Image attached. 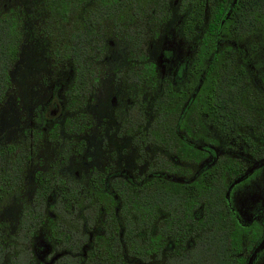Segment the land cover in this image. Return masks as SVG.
I'll use <instances>...</instances> for the list:
<instances>
[{"label": "trees", "instance_id": "1", "mask_svg": "<svg viewBox=\"0 0 264 264\" xmlns=\"http://www.w3.org/2000/svg\"><path fill=\"white\" fill-rule=\"evenodd\" d=\"M204 2L182 0V7H191L182 34L169 30L160 50L169 76L184 79L176 90L148 56L170 15L166 0H44L51 51L67 69L44 113L55 109L54 116L48 113L55 119L68 112L64 132L70 137L87 130L88 95L109 62L107 49L122 45L130 90L141 82L157 85L144 142L167 155L156 154L143 174L111 177L98 170L65 176L60 169L69 153L61 154L35 175L16 230L0 221V264H248L262 227L236 217L231 194L261 165L255 161L264 160V96L244 49L246 65L239 64L238 48L257 36L264 43V0H217L208 13ZM19 25L14 9L1 13L0 101L17 58ZM181 42L179 53L175 45ZM129 95L127 119L136 122L139 96ZM216 134L227 151L220 152ZM21 153L16 161L10 143H0V208L26 190ZM185 159L195 162L193 172L181 168ZM250 264H264V254L252 256Z\"/></svg>", "mask_w": 264, "mask_h": 264}, {"label": "rangeland", "instance_id": "2", "mask_svg": "<svg viewBox=\"0 0 264 264\" xmlns=\"http://www.w3.org/2000/svg\"><path fill=\"white\" fill-rule=\"evenodd\" d=\"M43 2L44 0H0V13L8 12L11 8L17 12L21 33L17 58L9 68L7 89L0 102V142H35L31 149L32 163L24 182L27 186L26 191L12 196L0 208V221L4 222L9 232L16 230L22 198L32 194L35 182L32 181L33 171L47 168L62 151L69 153L64 166L60 169L61 174L65 176L69 174L86 176L93 168L104 170L105 167L125 168L140 173L156 154L167 155L160 148L146 145L147 153L143 162L138 165L137 152L131 145L130 136L118 132L120 123L117 122L118 117L115 113L117 105L126 106L130 102L129 93H135L136 89L128 90L127 81L123 77V73L128 69L124 48L122 45L112 44V41H110L112 46L107 49L110 55L109 62L106 63V68L102 66V70L98 71L99 77L86 100L84 110L90 122L88 129L80 136L70 137L65 134L64 117L68 112L43 125L45 128L41 127L42 117L39 118L41 107L50 96L54 84L62 81L67 75L65 65L55 63L51 51L50 39L44 29L48 13L43 7ZM170 5V18L160 26L158 35L152 38L148 48V56L155 63L157 75L163 74L166 77L169 76V65L160 63L162 59L160 50L167 32L175 30L174 33H177L176 25H180L177 7L172 3ZM243 44V54L249 55L251 65L255 66L251 73L254 84L260 88L264 96V43L257 36L247 38ZM143 87L140 100L143 102L141 106L147 125L151 118L152 100L157 92V85L151 86L149 81ZM65 88L67 87L64 84L59 89L62 95ZM55 128L57 133L51 134ZM215 136L218 138V145L225 147L222 139L217 134ZM26 139L29 141H25ZM81 139L85 148L82 147L83 150L79 153L77 147ZM197 141L202 139L198 138ZM26 146L29 147L28 144ZM262 177L261 175L258 177V184L255 182L257 185L262 182ZM255 187H242L239 191L241 197L243 196L241 200L248 199L252 194L250 191L253 192Z\"/></svg>", "mask_w": 264, "mask_h": 264}, {"label": "flooded vegetation", "instance_id": "3", "mask_svg": "<svg viewBox=\"0 0 264 264\" xmlns=\"http://www.w3.org/2000/svg\"><path fill=\"white\" fill-rule=\"evenodd\" d=\"M217 0H205L204 2V12L205 13H208L209 9H210V5H213ZM230 4H234L236 2V0H228ZM167 4H168V10H169V14H170V4L172 3L173 5H175L177 7V12L179 14V21H180V25H176V28L178 29V32L175 33V35H181L182 34V27H181V23H182V20L187 17V15L190 13L191 11V7L189 5H187L186 7H182L181 6V2L182 0H166ZM1 15V13H0ZM205 17V16H204ZM169 18H170V15H169ZM168 18V19H169ZM173 32H175V30H173ZM255 35V33L253 34ZM188 45H186L187 47ZM242 46V45H241ZM175 49H177L179 51V53L182 52V49H183V45L182 43H180L179 45H175ZM189 49V47L186 48V51ZM242 49L243 47H239L238 48V59H239V64H242V65H246V62L242 61V57L243 55L242 54ZM161 64H163L164 62L160 61ZM128 65V63H126ZM166 64V62H165ZM249 68V72H252L255 70V66L254 65H249L248 66ZM251 70V71H250ZM178 71V68H176L173 73H177ZM170 74V69L168 71ZM163 74H160V76H162ZM166 77V76H165ZM168 78H170L171 80V83L173 84V88L174 89H180L182 88L184 85H183V77H179L177 80H175V77H171V76H168ZM177 78V77H176ZM125 81H127V84H128V90H130V85H129V79L128 77H124ZM145 85V82H141L140 85L138 87H135L132 89H136V92H137V96H139V101H140V105L138 106V113L135 116L134 120L136 122H139L138 125H136L135 123L136 122H131L129 121V118L127 119L128 117V113H127V110H126V106H121V107H118L117 105V108L115 110V113L117 115V122L120 123L119 125V129H118V132L121 134V135H128L130 136L131 138V145L132 147L136 150L137 152V162H138V165L141 164L143 162V159H144V155H145V142H144V133L146 132V129H147V125L145 124V113H144V110L141 106V104L143 103L141 100H140V97L142 96V91H143V86ZM186 90H188V87H186ZM190 91V90H189ZM136 92L134 93V95L136 94ZM130 96V95H129ZM49 98V97H48ZM48 100V99H47ZM46 100V101H47ZM45 101V102H46ZM1 102V101H0ZM113 104V107H115V102L113 101L112 102ZM44 104L42 105L41 107V111H40V114H39V118L42 117V125L41 127L42 128H45V125L46 123H48L49 121L51 120H56L57 118H59L61 115L63 116V112L62 113H59L57 114V116L55 117V119L53 118H49V112L50 114H52V116H54L57 112L55 109H51V110H48V112L45 114L44 113ZM128 114V115H127ZM133 116V117H134ZM132 123H134V127H131ZM86 131V130H85ZM85 131H83L82 133H79L77 134V136H80L81 134H83ZM130 131V133H129ZM132 132V133H131ZM135 135L138 136V139L139 141H135ZM202 139V141H199L203 144H206V141H205V137H199ZM198 139V138H197ZM34 140V138H33ZM25 141H29L28 139H26ZM31 141V140H30ZM1 143V142H0ZM35 142L31 141V142H24V143H20L18 141H12L10 142V145L12 147V158L15 159L16 161H18L19 159V154L20 152H22L21 154L23 155L21 158L24 159V162L22 164H26V167H25V170H24V181L26 180V176H27V170L29 168V165L32 163V152H31V149H32V145L34 144ZM6 144V143H5ZM29 145V149L27 148L26 145ZM207 146H209L208 144H206ZM83 144L82 143H79L78 147H77V151H79V153L83 150ZM208 148V147H207ZM226 147L224 148H221V153L225 152ZM61 154H64V151L61 152ZM61 154L59 155V157L61 156ZM171 157V160L173 161V163L175 164L173 166L174 168V173H173V176L174 177H177L178 175V166H176L178 164V158L176 156H170ZM56 160V159H55ZM53 160V161H55ZM52 161V162H53ZM52 162L49 164V166L45 169H36L35 171H33V175H32V181H35V175L39 172V171H44V170H47L50 165L52 164ZM264 160L262 161H255V164H261V165H258L259 167L257 169H255V171H253L251 173V175L246 179L245 182H243L241 184V186H238L236 188H234V190L232 191V194H231V201L234 203V210L236 212V217H238V219L240 221H242L243 223L244 222H249V221H257V222H260L261 223V229H262V233H261V236L260 238L257 239V241L252 245L251 247V250H250V254L249 256H256V255H260V254H264ZM181 165V168H187L188 171H191L193 172L194 171V167H195V162L193 161H190L188 159H185L182 160L180 163ZM254 165V164H253ZM64 165H62L63 167ZM146 169L147 167L140 173H136L130 169H125V168H115V169H112L110 167H105L104 170H98V169H95L93 168L92 170H98V171H101V172H105V173H109V172H112L113 175H111V177L115 176V175H118L120 174L121 172H125L126 174L130 175H134V174H143L146 172ZM91 170V171H92ZM90 171V172H91ZM119 171V173H118ZM89 172V173H90ZM263 172V174L261 173ZM89 173H87V175H89ZM263 176L262 177V182L259 183L260 185H257V180H258V177L259 176ZM257 184H256V183ZM263 184V185H261ZM26 185V184H25ZM245 186H256L255 188H253V192L252 190L250 191V196L248 197V199L246 198L245 200H241L243 199V196L241 197V192H239L242 187H245ZM27 187V186H26ZM35 187V184L34 186ZM259 187V188H258ZM34 190V188H33ZM26 191V190H25ZM254 192H259L257 194H255ZM33 193V191H32ZM32 195V194H31ZM15 196V195H14ZM30 196V195H29ZM241 197V198H240ZM17 223V222H16ZM15 229H16V226H15Z\"/></svg>", "mask_w": 264, "mask_h": 264}, {"label": "water", "instance_id": "4", "mask_svg": "<svg viewBox=\"0 0 264 264\" xmlns=\"http://www.w3.org/2000/svg\"><path fill=\"white\" fill-rule=\"evenodd\" d=\"M263 245H264V244H263ZM251 259H252V256H250V258H249V260H248V264H250Z\"/></svg>", "mask_w": 264, "mask_h": 264}]
</instances>
